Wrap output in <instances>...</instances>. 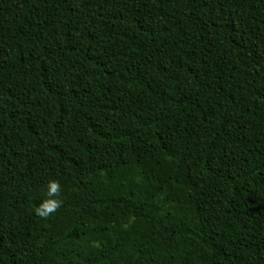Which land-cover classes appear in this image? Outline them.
<instances>
[{"label":"trees","instance_id":"trees-1","mask_svg":"<svg viewBox=\"0 0 264 264\" xmlns=\"http://www.w3.org/2000/svg\"><path fill=\"white\" fill-rule=\"evenodd\" d=\"M0 264H264V0H0Z\"/></svg>","mask_w":264,"mask_h":264},{"label":"clouds","instance_id":"clouds-1","mask_svg":"<svg viewBox=\"0 0 264 264\" xmlns=\"http://www.w3.org/2000/svg\"><path fill=\"white\" fill-rule=\"evenodd\" d=\"M45 199L35 207L34 212L38 217L49 218L63 206L62 185L58 179H49L45 186Z\"/></svg>","mask_w":264,"mask_h":264}]
</instances>
